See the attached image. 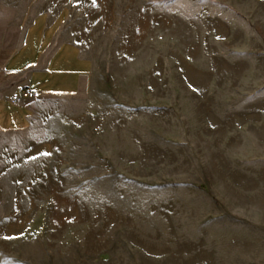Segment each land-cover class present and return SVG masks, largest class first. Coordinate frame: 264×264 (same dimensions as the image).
Returning <instances> with one entry per match:
<instances>
[{
	"label": "rangeland",
	"instance_id": "obj_1",
	"mask_svg": "<svg viewBox=\"0 0 264 264\" xmlns=\"http://www.w3.org/2000/svg\"><path fill=\"white\" fill-rule=\"evenodd\" d=\"M93 62L0 132V264H264V0H39Z\"/></svg>",
	"mask_w": 264,
	"mask_h": 264
},
{
	"label": "crops",
	"instance_id": "obj_2",
	"mask_svg": "<svg viewBox=\"0 0 264 264\" xmlns=\"http://www.w3.org/2000/svg\"><path fill=\"white\" fill-rule=\"evenodd\" d=\"M38 1L0 0V132L31 129L46 95L86 94L93 84V62L62 40V16L39 12ZM27 88L36 96L12 100Z\"/></svg>",
	"mask_w": 264,
	"mask_h": 264
},
{
	"label": "built area",
	"instance_id": "obj_3",
	"mask_svg": "<svg viewBox=\"0 0 264 264\" xmlns=\"http://www.w3.org/2000/svg\"><path fill=\"white\" fill-rule=\"evenodd\" d=\"M36 96V93L32 91L30 88L20 89L13 97L12 100L14 102H19L24 99H30Z\"/></svg>",
	"mask_w": 264,
	"mask_h": 264
}]
</instances>
